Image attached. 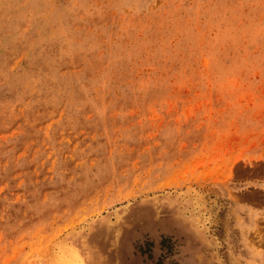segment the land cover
I'll return each instance as SVG.
<instances>
[{"label":"rangeland","instance_id":"1","mask_svg":"<svg viewBox=\"0 0 264 264\" xmlns=\"http://www.w3.org/2000/svg\"><path fill=\"white\" fill-rule=\"evenodd\" d=\"M66 252L264 264V0H0V264Z\"/></svg>","mask_w":264,"mask_h":264},{"label":"bare ground","instance_id":"2","mask_svg":"<svg viewBox=\"0 0 264 264\" xmlns=\"http://www.w3.org/2000/svg\"><path fill=\"white\" fill-rule=\"evenodd\" d=\"M58 264H82V262L72 253L67 254L66 252V254H63V256H61Z\"/></svg>","mask_w":264,"mask_h":264}]
</instances>
